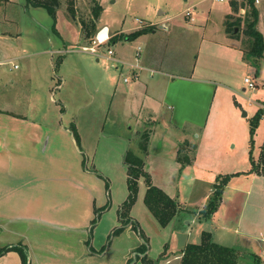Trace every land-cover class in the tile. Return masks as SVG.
Returning a JSON list of instances; mask_svg holds the SVG:
<instances>
[{
    "label": "crops",
    "instance_id": "0c3cea01",
    "mask_svg": "<svg viewBox=\"0 0 264 264\" xmlns=\"http://www.w3.org/2000/svg\"><path fill=\"white\" fill-rule=\"evenodd\" d=\"M14 1L26 6V0H6L0 4H12ZM99 4L101 5V1ZM29 8L42 7H27ZM100 16L96 21V32L99 28L106 27L110 35L108 42L113 44L118 40L120 50H123V40L119 41V36L122 34L120 29H111L107 23L101 21ZM71 18V25L77 27L78 41L88 42L80 31L78 25L80 22L77 24L75 17L71 16ZM3 19H8L6 14L3 15ZM35 24L46 29L48 40L53 37L55 49L51 48L47 51L37 48L32 52L27 51L29 45L37 46L40 40L39 37L29 34L26 39L29 44L21 43L18 47L16 43L10 50H4V40H7V37L13 34L14 39L21 40L25 32L20 25L14 33L8 30L0 32V46L3 47H0V67L16 57L31 58L27 64L28 70L24 74L20 72L15 81L12 78L6 80L5 70L2 68L0 70L1 84L5 81L16 83L22 80L20 77L30 80V90L24 100H15L14 107L9 100L3 99L0 93V264H23L17 248L25 252L27 264H180L182 249L187 243L199 242L202 231H209L216 243L236 248L239 251L236 264H241L244 259L248 264H254L255 256L264 259V175L246 173L251 168L248 156L249 138L247 140L249 121L264 104L252 105L251 97H247V102L244 101L243 106L242 102L235 99V91L230 85L231 76L229 74L218 76L215 68L211 72V68L207 70L198 67L197 71L193 63L187 74L173 76L170 71L160 66L161 62L156 56L147 62L144 59L140 62L134 59L132 62L120 53L117 54V50L116 56L113 53L111 57L94 55L96 52L90 51L91 55L96 57L94 60L96 64L100 58L112 61L113 70L108 72L101 67L93 66L92 71H84L74 82L69 78L70 81L68 80L67 83L70 84L72 91L66 95L62 92V102L67 105L66 100H70L72 94L81 92L84 84L87 86L86 82L93 84L94 90L100 93L106 86L110 98L107 113L111 109L113 120L122 124L127 132L131 133L115 135L121 140L118 161H116L120 167L125 166L123 162L125 151L128 148L132 149L131 135L139 139L140 132L144 130H149L145 155L146 165L149 164L147 167L150 168L153 162L151 160H155L157 163L155 168L158 170L164 168L166 159L162 155L167 154L172 170L178 167L182 172L190 171L192 176L189 179L193 178L207 185L204 186L206 187L204 198L209 196L208 185L215 182L217 175L214 171L203 169L230 167L238 162L249 161L246 172L238 171L239 174L230 178L222 192L217 210L209 219L200 218L198 208L191 213L192 218L184 222L186 226L182 227L179 224L181 219L178 213L179 209H182V203L178 201L180 205L178 211L169 223L162 227L144 204V195L136 198L127 217H120V206L128 193L126 180L122 182V189L115 190L112 195L113 181L97 163L95 147L87 149L82 147L80 142V148L75 139L90 135L84 134L77 115L72 114L66 119L68 126L62 123L65 114L55 106L56 101L51 95L52 54L60 55L67 51L65 46L68 42L65 40L62 24L69 26L68 19L63 9L59 7L56 10L54 27H52V18ZM161 25V28H166L165 25ZM137 29L139 27L134 30ZM145 36V33L141 34L135 40ZM93 38L94 36L92 40ZM76 40L73 37L71 44L73 45ZM227 46L225 58L229 63L236 64L241 55L238 44L230 43ZM137 48L141 47L137 45L135 49ZM66 59L65 55V58L60 59V64ZM77 61L81 66L82 63L88 62L89 58L81 54ZM132 65H138V68H132ZM18 68L17 64H13V69ZM132 73L136 77H132ZM87 74L90 75L85 76ZM174 77H177L178 81H173ZM124 78L127 80L124 81ZM65 82L66 80L62 87L67 85ZM197 84L213 85L212 99L210 104L208 103L205 121L202 124V133L207 142L205 146L215 140L228 139V135L224 134L232 129L235 137L237 136L242 143L240 157L228 154L232 152L229 148L230 142L236 141L235 138L230 137L227 143L216 144L224 145L225 154H228L224 158L220 157L221 162L215 163L211 160L209 153L212 151L208 149L214 150L215 145H213L204 147L205 150H202L198 156L192 155L189 163L181 167L177 157L178 148L183 141L188 143L186 149L191 147L187 139L176 142L169 136L174 133L169 131L170 126L179 129L174 124L175 115L169 111L170 108H175L172 91L181 101L183 90H188L187 93L191 95ZM245 87H242L243 91ZM42 98L45 100L46 114L40 108ZM93 100L96 104L94 97ZM53 107H56L55 111ZM65 110L68 111V107ZM241 111L242 113L244 111L245 115H240ZM189 113L190 115L183 122L194 126L193 109ZM240 116L249 117L246 119L249 121L241 120ZM260 121H264V114L254 134L255 145L257 146V142L259 144L257 146L260 150L259 156L264 152V139L261 144ZM237 129L240 131L236 132ZM99 132L101 136L110 135L102 130ZM208 133L212 136L207 137ZM82 149L84 151H81ZM136 149H133L134 152L139 154ZM82 154L87 157V161L83 162ZM211 162L215 165L208 164ZM83 163H86L89 169ZM122 172L124 173V170ZM142 185L145 194L146 185L143 180H138V192ZM157 186L170 197L174 198L176 195L182 197L175 185L173 191L172 184L164 183ZM137 207L141 208L140 214L136 211ZM154 237L159 239L156 241Z\"/></svg>",
    "mask_w": 264,
    "mask_h": 264
},
{
    "label": "rangeland",
    "instance_id": "374dc122",
    "mask_svg": "<svg viewBox=\"0 0 264 264\" xmlns=\"http://www.w3.org/2000/svg\"><path fill=\"white\" fill-rule=\"evenodd\" d=\"M60 1L61 4L59 7L63 9L64 15L69 22V26L62 24V28L65 31L64 34L66 35L65 40L68 44L65 46L67 49L66 52H63L60 55L57 53L52 54L51 70L53 73L51 76H53V82H51V95L53 100L56 101L57 105L55 106L62 110V114H65V119L62 120V123L65 126H68L66 119L72 114L77 115L78 121L80 120L82 124L84 134L90 135L84 136L82 139L75 137V139L77 140V144L79 146L81 142V145L84 148L89 149L95 147L96 158L98 161L97 163L102 167V171L107 173L110 180L113 181L112 195H114L115 190L120 188L122 189V182L123 180H126L125 166L120 167L118 163H116V161H118V151L120 149L121 140L115 135H121V133H125L127 130L124 126H122V124L113 120L111 109L110 112L107 113L110 103L109 94L107 93L109 90L105 86L102 88L103 90L101 93L98 91L96 92L94 90V85L86 82L87 86L84 84V89L82 88L81 92L72 94L70 96V100H66L67 105L64 104V101L62 102V92L66 95L69 91H72L70 84L67 83L68 80L70 81L71 79V82H74L75 79H78L81 73H84V71H92L93 66L101 67L108 72L113 70L112 61L100 58L99 62L96 64L94 62L96 58L94 55L101 54L103 56H108L107 49L111 48L115 56L117 50V54L120 53L123 57L131 60L132 62H134V59L139 62L144 59L147 62V60L149 61L156 56V59H159L161 62L160 66L167 69V71H170L173 76L187 74L189 68L193 67V63L196 65L197 71L198 67H204L207 70L211 68V72L213 71V68H215L217 73L216 75L219 76L229 74L231 76L230 85L233 87V91H235V99H237L240 103L242 102L243 106L245 105L244 101L247 102V97H251L253 102H248L252 105L256 106L258 103L264 104V51L262 56L249 51L250 38H248L243 31L244 15L245 11L248 9V5L243 7L244 12L239 11L240 7L237 10H234L231 7V1H236L239 4L241 0H73V2H75L77 12L74 19L77 21V24L81 18H89L95 2L99 3V1H101V5L103 7L100 14L101 21L103 23H107L111 29H120L122 34H127L135 28L139 27L140 29L142 27H148L149 31L145 33L146 36L142 39H119V41L123 40V50H120V44H118L117 40L113 44L109 42L101 44L96 48L97 51L94 55H91L90 51L82 49V47H86L83 45H93L92 39L88 40L90 43L78 41V36H76V34L78 35L76 30L77 27L73 24L71 25L73 17L71 18L70 12L67 10L68 1ZM243 1L245 3V0ZM4 5L5 4H0V32L8 30L11 33H14L15 29H17L18 25H20L22 30H24L25 35L21 40H16L14 39V35L11 34V37H7V40H4V48L2 45L0 47L4 50H10L11 46L14 47L16 43H18V47H20L21 43L23 45L29 44V41L26 40L27 37H29L27 35L33 34L39 37L40 40L37 42V46L32 47L29 45L27 47V51L32 52L37 48L47 49L48 51L51 48H56L53 44V37L48 40L46 36V29L35 24L46 22L52 18L51 15H49L44 9H27V7L23 6V3L21 4L19 1H14L12 4ZM254 5L258 12L257 25L255 27L261 32L264 39V0H259L258 3H254ZM187 9L190 10L193 21L189 19V16L184 14ZM4 14H6L8 19H3ZM237 18H241L239 26L233 24V21ZM161 24L165 25L166 28H161ZM78 25L80 27V24ZM150 26H152V29H149ZM229 27L232 28V31H228ZM153 31L156 32L153 33ZM73 37L77 39V42L75 41L72 45L71 43H73V41H71V39H73ZM228 38H232V40H228ZM236 42L241 51V55L236 64H231L225 58V50L227 45H230V43L236 44ZM137 45L141 47L139 50L140 56L135 58V46ZM81 54H84L89 58L88 62H84L86 66L83 63L81 66L78 65V56ZM29 55L32 54L29 53ZM65 55L67 56V61L65 60L64 63L62 62L60 64V59L62 60L63 57L65 58ZM29 60H31L30 57L27 59H20L18 57L15 59L13 58V60H10L11 62H5L4 65L0 67V70H5L6 80L12 78V80L15 81L16 76L20 72L24 74L28 70L27 64ZM13 64H17L19 68L13 69ZM9 67L11 68L9 69ZM75 71L77 72L74 73ZM89 75L90 74H87L85 76ZM244 76H248L255 83V87L253 89L245 87V84L243 83ZM20 78H22V80L16 83H11L9 81H5L2 84L0 83V93L2 94V98L9 100V103L13 104L12 107H14L15 100H24L23 98H25V95L30 90V80H26L23 77ZM64 80H66L65 83H67V85L62 87ZM173 81H178L177 77H174ZM80 83L83 84L82 82ZM200 84H197L196 87L194 86V90L191 95L187 93L188 90L185 91L184 89L181 94V101H179L178 95H175L172 91V94L175 97L173 100L175 108H170L172 110L169 109V111L173 112L175 115L174 124L177 125L179 129L170 126L169 131L176 133V135H174V133L169 134L170 138L176 142L181 139H187L189 141V147L191 148L186 149V145L188 143H185L184 145L183 142L185 141H183L180 145L183 148L181 152L186 153L189 159L192 155H194V157L196 155L198 156L202 150H205L204 147L213 145H215L214 150H208L212 151L209 155L211 156V160L215 163L216 161L221 162L220 157L224 158L228 154H232L234 157H240L242 143L241 140L237 139V136L235 137L232 129L231 131L228 130L229 132L224 134L226 136L228 135V139H225L224 141L215 140L213 143L205 146L207 142L205 141L202 133V124L205 121L208 103L210 104L212 99L213 85L206 84L205 86H201ZM242 87H245L244 91L242 90ZM93 97L95 98L96 104H94ZM44 102L45 100L42 98L40 108L46 114L47 110ZM67 107L68 111L65 110ZM191 109L194 111V126L186 125L187 123L183 122V120L190 115L189 111ZM53 110L55 111L56 107H53ZM240 115H242V111ZM240 118L243 121H249L246 120L249 117L240 116ZM88 119L91 120L88 121ZM261 124L263 132H261L262 144L264 139V121H262ZM161 129L164 130L162 127ZM100 130L105 133H110V135L101 136L99 132ZM239 131L240 130L238 129L236 130V132ZM248 132L249 128L247 130V140L249 138ZM125 134L130 135L131 133L127 132ZM211 136L212 134L208 133L207 137ZM131 137L133 141V150L134 148H137L136 144L138 139L134 138L135 136H133V134ZM230 137L235 138L236 141H231L229 144V148L232 149V152L225 154L226 151L224 149V145L217 146L216 144L222 142L227 143ZM254 138L255 135L253 136L252 156L254 160L257 161L260 150H258L257 147L259 146L258 142L257 146L255 145ZM136 150L139 152L138 148ZM81 151H84V149ZM186 154L180 155L183 156ZM162 157L166 159L164 168H160L159 170L155 168L157 165L155 160H151L153 162L150 168H148L147 166L149 164L146 165V160H144L146 171L150 174L151 181L154 185L157 186V184L161 185L164 183L170 185L172 184V191L174 190L173 186H176V189L178 190L176 191L182 195L181 198H179L178 195L174 197L177 201L182 203V209H179L180 211L178 212L179 218L181 219L179 224L182 227H185L186 225L184 222L186 223L187 220L192 218L191 213L194 212L195 209L202 208L204 203H207L211 198L213 193V183L208 185L210 187L208 190L209 196L204 198L206 188L204 186H207L206 184L200 183L195 179L193 180V178L189 179V177L192 176V172H182L181 167V170H179L178 167H175V170H172L170 167L169 156L165 154L162 155ZM198 158L200 159L201 155ZM82 159L83 162L87 161V157L84 154H82ZM213 162L208 164L215 165ZM188 163L186 162L182 167L186 166ZM248 163L249 161L238 162L230 167H210L203 170H207L209 172L214 171L217 176H224V174L232 171L246 172L245 169H247V166L249 165ZM83 164L86 166V163ZM86 167L89 169V166ZM176 168H178V171ZM123 170L124 173L122 172ZM102 180L105 183V177H103ZM139 180L143 179L140 178ZM143 195L144 185H142V188L139 192H137V198L139 196L143 197ZM139 210H141V208L137 207L136 211L139 212ZM138 214H140V212ZM158 239L159 237H154V240L157 241ZM260 246L262 245L260 244ZM248 248L251 249L249 246ZM253 255L255 254L253 253ZM259 258L260 257L257 256L254 257V264H264V259ZM241 264L248 263L246 259H244Z\"/></svg>",
    "mask_w": 264,
    "mask_h": 264
},
{
    "label": "trees",
    "instance_id": "16d2710c",
    "mask_svg": "<svg viewBox=\"0 0 264 264\" xmlns=\"http://www.w3.org/2000/svg\"><path fill=\"white\" fill-rule=\"evenodd\" d=\"M5 1L6 0H0V3ZM67 1V10L70 12L71 16L75 17L77 13L74 8L75 2H73V0ZM245 3L243 0H241L239 4L236 1H231V7L232 9L237 10L239 6L244 7L248 5V9L245 11L244 15L243 31L246 36L250 38L249 51L262 56L264 51V39L261 32L255 27L258 12L254 5V0H245ZM60 4V0H26V7H42L49 15H51L53 19L52 27H54L56 10L59 8ZM101 11L102 6L98 2H95L91 11V16L87 19H80V30L85 39L91 40L95 35L96 21L98 20ZM240 22L241 18H237L233 21V24L239 26ZM150 27L149 29H152V26ZM148 31V27H142L127 34H121L119 38L133 40ZM228 31H232V28L229 27ZM114 39L115 38H113V40ZM263 114L264 109L258 108L249 121V158L251 168L246 173L254 172L259 175H264V152H261L257 161H254L252 158L253 136L255 134L256 127L258 126V122ZM148 139L149 130L140 132L137 142L139 154L135 153L131 148H128L123 155V162L126 166V185L128 193L126 199L120 206V217L128 216L129 210L137 198L138 180L142 178L146 185L143 202L159 225L163 227L166 226L174 217L179 209V204L175 198L170 197L161 188L154 185L151 181L150 174L146 171L144 158L147 154ZM185 143L187 142H183L184 145ZM181 150H183L182 146L178 148L177 157L182 167L183 164L189 162V158L187 154L182 153ZM180 154L186 155L182 156ZM239 173L240 172L227 173L224 174V176H216L215 182L213 183V193L211 198L198 211L200 218L209 219L210 216L217 210L225 186L232 176ZM17 249L20 252L23 264H27L25 252L21 248ZM143 249L144 247L142 250ZM238 257L239 251L236 248L218 244L213 241L212 235L209 231H202L199 242L187 243L184 246L181 253L180 264H236Z\"/></svg>",
    "mask_w": 264,
    "mask_h": 264
},
{
    "label": "built area",
    "instance_id": "2783aa9c",
    "mask_svg": "<svg viewBox=\"0 0 264 264\" xmlns=\"http://www.w3.org/2000/svg\"><path fill=\"white\" fill-rule=\"evenodd\" d=\"M257 2H258V0H254V3H257ZM240 12H244V9H243L242 7L240 8ZM185 15H189V16L191 15V12H190L189 9H187V10L185 11ZM190 19H193V17L190 16ZM104 29H106V27H102V28H100V29L95 33L94 38H93V40H92L93 45H91V46H89V47H82V49H83V50H89V51H91L92 53H95V52L97 51V50H96L97 47H99L101 44H104V43L108 42V40L110 39V35H109L107 29H106L105 33H104L102 36H100V34H99V33H100L102 30H104ZM139 50H140V49L137 48V50L135 51V53H134L135 57H139V55H140ZM107 54H108L107 57H111V56H112L113 51H112L111 48H108V49H107ZM131 67H132V68H133V67H134V68H138V65H132ZM131 76H132V77H136V75L133 74V73H132ZM126 80H127V78H124V81H126ZM243 82H244L245 86L248 87V88H251V89H252V88L255 87L254 82H253L248 76H245V77L243 78ZM262 108L264 109V106H263Z\"/></svg>",
    "mask_w": 264,
    "mask_h": 264
},
{
    "label": "bare ground",
    "instance_id": "6f19581e",
    "mask_svg": "<svg viewBox=\"0 0 264 264\" xmlns=\"http://www.w3.org/2000/svg\"><path fill=\"white\" fill-rule=\"evenodd\" d=\"M106 29L102 30L99 34L102 36L105 33Z\"/></svg>",
    "mask_w": 264,
    "mask_h": 264
},
{
    "label": "water",
    "instance_id": "95a60500",
    "mask_svg": "<svg viewBox=\"0 0 264 264\" xmlns=\"http://www.w3.org/2000/svg\"><path fill=\"white\" fill-rule=\"evenodd\" d=\"M235 30H236V28H235ZM243 115H245V112L243 111V113H242Z\"/></svg>",
    "mask_w": 264,
    "mask_h": 264
}]
</instances>
